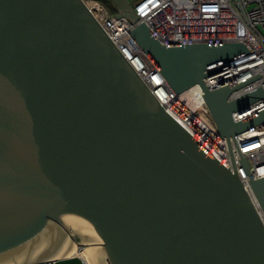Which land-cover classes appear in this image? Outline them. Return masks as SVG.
I'll return each instance as SVG.
<instances>
[{"label":"water","instance_id":"95a60500","mask_svg":"<svg viewBox=\"0 0 264 264\" xmlns=\"http://www.w3.org/2000/svg\"><path fill=\"white\" fill-rule=\"evenodd\" d=\"M118 16L169 87L200 84L234 172L165 108L82 0H0V264H264V222L230 138L262 87L204 78L243 42L163 43L132 0ZM241 164L249 172L244 155ZM264 211V176L250 178ZM78 241V245L74 242Z\"/></svg>","mask_w":264,"mask_h":264},{"label":"built area","instance_id":"2783aa9c","mask_svg":"<svg viewBox=\"0 0 264 264\" xmlns=\"http://www.w3.org/2000/svg\"><path fill=\"white\" fill-rule=\"evenodd\" d=\"M107 35L124 54L157 101L187 131L227 168L234 172L226 137L209 111L200 84L176 93L132 35L135 23L126 16L112 15L98 0H82ZM138 21H144L163 43L243 42L247 51L217 66L221 70L204 78L209 88L235 86L256 79L233 91L229 99L257 87L264 90V0H140L135 5ZM264 109V97L233 118L245 119ZM238 176L264 222V211L250 178L264 176V119L230 138ZM244 155L249 172L241 164ZM79 251L84 247L77 246ZM80 253L83 264H91ZM37 264H55L48 260Z\"/></svg>","mask_w":264,"mask_h":264},{"label":"rangeland","instance_id":"374dc122","mask_svg":"<svg viewBox=\"0 0 264 264\" xmlns=\"http://www.w3.org/2000/svg\"><path fill=\"white\" fill-rule=\"evenodd\" d=\"M98 1L106 6V8H107V10L109 11L110 14H112V15H117L118 14V10L114 7V5L112 3L106 4V3H103L102 0H98ZM139 1L140 0H132L134 5H136ZM74 242L78 245V241H74Z\"/></svg>","mask_w":264,"mask_h":264},{"label":"bare ground","instance_id":"6f19581e","mask_svg":"<svg viewBox=\"0 0 264 264\" xmlns=\"http://www.w3.org/2000/svg\"><path fill=\"white\" fill-rule=\"evenodd\" d=\"M263 221V220H262ZM84 249H85V247H84ZM83 249V250H84ZM79 251V249L77 248V246L74 248V250L71 252V254H73V253H80L81 255H83V257H85L90 263H91V261L89 260V258H88V256L86 255V253L84 252V251ZM70 254V255H71ZM79 254V255H80ZM76 256H78V255H76ZM92 264V263H91Z\"/></svg>","mask_w":264,"mask_h":264},{"label":"flooded vegetation","instance_id":"af4514ba","mask_svg":"<svg viewBox=\"0 0 264 264\" xmlns=\"http://www.w3.org/2000/svg\"><path fill=\"white\" fill-rule=\"evenodd\" d=\"M103 3H106V4H110V3H114L112 0H102ZM114 5V4H113Z\"/></svg>","mask_w":264,"mask_h":264},{"label":"trees","instance_id":"16d2710c","mask_svg":"<svg viewBox=\"0 0 264 264\" xmlns=\"http://www.w3.org/2000/svg\"><path fill=\"white\" fill-rule=\"evenodd\" d=\"M115 7V6H114Z\"/></svg>","mask_w":264,"mask_h":264}]
</instances>
